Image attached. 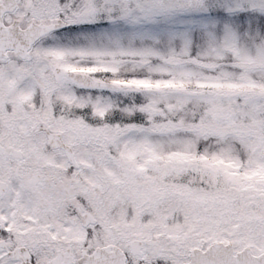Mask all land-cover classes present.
I'll return each instance as SVG.
<instances>
[{"label": "snow or ice", "instance_id": "1", "mask_svg": "<svg viewBox=\"0 0 264 264\" xmlns=\"http://www.w3.org/2000/svg\"><path fill=\"white\" fill-rule=\"evenodd\" d=\"M0 264H264V0H0Z\"/></svg>", "mask_w": 264, "mask_h": 264}]
</instances>
